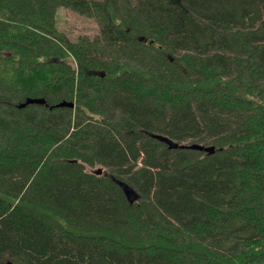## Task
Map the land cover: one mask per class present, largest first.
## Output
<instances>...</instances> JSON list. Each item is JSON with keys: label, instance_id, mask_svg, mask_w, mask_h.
Masks as SVG:
<instances>
[{"label": "trees", "instance_id": "16d2710c", "mask_svg": "<svg viewBox=\"0 0 264 264\" xmlns=\"http://www.w3.org/2000/svg\"><path fill=\"white\" fill-rule=\"evenodd\" d=\"M0 264H264V0H0Z\"/></svg>", "mask_w": 264, "mask_h": 264}, {"label": "rangeland", "instance_id": "374dc122", "mask_svg": "<svg viewBox=\"0 0 264 264\" xmlns=\"http://www.w3.org/2000/svg\"><path fill=\"white\" fill-rule=\"evenodd\" d=\"M57 21L59 29L71 39L76 38L79 34L92 36L97 31L96 24L92 19L79 16L69 10H60Z\"/></svg>", "mask_w": 264, "mask_h": 264}, {"label": "water", "instance_id": "95a60500", "mask_svg": "<svg viewBox=\"0 0 264 264\" xmlns=\"http://www.w3.org/2000/svg\"><path fill=\"white\" fill-rule=\"evenodd\" d=\"M28 104H44V99H37V98H27L23 103L19 105V107H24ZM56 106L61 107V106H68V107H73L72 103H66V102H61L58 103ZM193 148L195 149H201L199 146H194Z\"/></svg>", "mask_w": 264, "mask_h": 264}]
</instances>
